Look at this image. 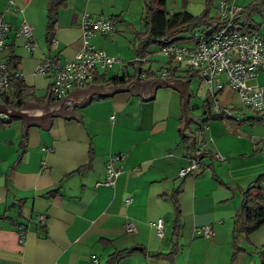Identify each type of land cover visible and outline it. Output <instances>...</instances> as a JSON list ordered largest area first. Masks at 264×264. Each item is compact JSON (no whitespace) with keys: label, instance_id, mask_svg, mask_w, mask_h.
Here are the masks:
<instances>
[{"label":"crops","instance_id":"obj_1","mask_svg":"<svg viewBox=\"0 0 264 264\" xmlns=\"http://www.w3.org/2000/svg\"><path fill=\"white\" fill-rule=\"evenodd\" d=\"M218 1L213 0L211 14H216ZM228 1L245 6L254 0ZM146 2L62 0L50 35L56 41L52 49L46 35L50 0H0V17L10 25L0 56L6 59L11 44L17 56L13 71L36 97L26 100L44 103L42 96L51 80L37 71L44 57L57 54L69 59L81 49L83 15L110 17L115 20L114 30L110 34L96 31L89 42L116 58L115 62L75 86H114L93 80L101 73L104 79L125 74L129 78L125 83L135 74L138 80L185 79L189 92L185 110L191 117L185 128L194 135L192 149H199L197 168L178 174L190 163L192 135L181 133V94L170 86H156L154 97L146 100L128 90L92 94L85 104L72 106L81 123L55 114L46 129L27 124L24 134L22 118L10 122L0 118V264H103L108 254L124 248L133 251L117 264H264L259 254L264 249V223L247 236L239 234L238 249L233 244L234 215L242 192L264 170V117L225 86L218 102L234 117L223 115L205 122L202 106L207 90L202 100L191 102L196 92L187 75L193 71L170 65L159 50L160 43L137 51L138 34L146 30ZM205 3L165 0V8L169 13L194 15ZM22 20L31 27L29 41L17 34ZM252 20L264 36V2L253 11ZM172 38L176 41L179 36ZM142 55L144 61H138ZM145 70L153 73L146 75ZM251 82L264 85V71ZM53 99L48 94L47 103ZM199 126L205 127L199 131ZM113 154L122 156L114 161L121 167L114 183L96 184L104 180L105 165ZM262 185L264 190V181ZM172 194L179 207L181 232L176 252L167 261L153 254L166 253L172 244ZM158 217L163 219L162 236L151 225ZM201 225H210L213 234L195 233ZM129 227L133 230L127 231Z\"/></svg>","mask_w":264,"mask_h":264},{"label":"built area","instance_id":"obj_2","mask_svg":"<svg viewBox=\"0 0 264 264\" xmlns=\"http://www.w3.org/2000/svg\"><path fill=\"white\" fill-rule=\"evenodd\" d=\"M243 5L228 0H219L216 5V13L224 21V26L212 33L194 32L191 34V42L170 40L166 43L161 38L159 50L168 56L171 65H181L197 73L206 86L211 99V111L221 113L226 117H234L230 109L222 107L218 102V91L229 86L237 91L241 102L255 111L260 117H264V85L252 83L256 74L264 71V36L258 28L248 32H241L231 27V19L240 11ZM115 20L110 17H92L83 15L80 22L82 47L69 59H61L57 54L44 57L37 66V71L51 78L48 86L49 96L58 99L63 97L69 89L75 85L89 81L93 73L105 70L112 66L116 58L103 50L90 44L89 38L96 32L110 34L114 30ZM10 28L7 21L0 17V50L5 48L6 31ZM17 34L24 36L28 41L31 37V27L22 20L19 23ZM56 41L51 38L50 47L55 49ZM29 47V46H27ZM1 52V51H0ZM144 57L137 58L144 61ZM11 73L0 56V101L6 94L12 81ZM14 75L17 76L16 73ZM224 75L221 80L220 76ZM20 96H23L21 92ZM205 125V124H204ZM205 126H199V131ZM195 155L189 158L188 166L179 169L178 174H186L194 171L198 164L199 149L194 150ZM217 158H221L218 153ZM121 154H113L105 165L104 180L96 184L112 185L119 174L121 167L114 161L121 158ZM39 221H44L42 215ZM157 236L163 234V219L158 217L151 222ZM130 227L127 231H132ZM195 233L202 237L213 234L210 225H201L195 228ZM96 263V260H93Z\"/></svg>","mask_w":264,"mask_h":264},{"label":"trees","instance_id":"obj_3","mask_svg":"<svg viewBox=\"0 0 264 264\" xmlns=\"http://www.w3.org/2000/svg\"><path fill=\"white\" fill-rule=\"evenodd\" d=\"M263 2L264 0H254L248 3L247 5L243 6V10L237 13L231 19L232 29L241 32H248L256 28V24L252 20V14L256 7L262 5ZM61 3L62 0H50V6L48 8L47 14L46 34L49 38V44L52 38L50 37L52 27L54 26L56 20V7ZM212 3L213 0H206L203 10L199 14L191 15L187 11L169 13L165 8V0H147L145 14L143 16V20L146 24V30L138 34L140 43L137 47V51H142L145 46H148L150 43L153 42H157L159 44L160 42H162L161 38H164V40H166V43H168L170 40H175V38H172L173 35L179 36V39H176V41H180L185 39H191V34L194 32H207L206 34H209L222 28L225 24L222 18L219 17L217 13H210ZM7 48H10V53L8 54L6 59L3 60L6 63L8 69L10 71H13L16 68L17 56L12 53L13 48L11 44L7 45ZM138 65H140V63H138ZM139 69L142 70V68L140 67ZM142 72H144L146 75L153 73L152 71L151 73L150 71L147 72L146 70ZM14 73V71L13 73H11L12 81L6 94L1 99V103L8 104V106H11L12 108H18L23 103V101H21L19 97H21L22 99L36 97L32 95L31 91L26 89L25 85H23L20 78L14 75ZM192 75H197V73L191 72L187 75V79H189ZM128 79V76L125 74H122L120 76L114 75L108 77L107 79H104V74L101 73V75L95 76L93 80L96 82H101L105 80L108 83L119 85L120 83H125ZM222 89H220L218 93ZM21 92H23V96H20ZM46 95H43L42 99H44ZM210 104L211 99L207 93V96L204 98L202 106V114L206 116L205 122L208 121V118H218L219 116L223 117L221 113H213L211 111ZM0 118L3 122H10L16 119L17 116H0ZM24 136H26V134ZM263 181L264 170L260 174H258L257 177H255L254 180L247 187H245L242 192L239 209L234 215L233 244L235 245V249H238V246L235 244V240L239 234L247 236L250 232H252L258 226L264 223V190L262 188ZM50 191L54 192L56 191V189H52ZM172 199L175 206V217L170 236V242L172 243L171 247L166 253L156 252L153 254L154 256L163 258L167 261H171L176 252L179 243L178 239L181 232L180 213L179 207L177 203H175V194H172ZM132 251L133 250L130 248L115 250L108 254V257L106 258L103 264H117L122 258L129 255ZM259 254L261 257H264V249H261Z\"/></svg>","mask_w":264,"mask_h":264},{"label":"water","instance_id":"obj_4","mask_svg":"<svg viewBox=\"0 0 264 264\" xmlns=\"http://www.w3.org/2000/svg\"><path fill=\"white\" fill-rule=\"evenodd\" d=\"M185 79L172 78V77H149L147 79L138 80V74H135V77L129 80L127 83L114 86H101V83L98 84H89L87 87L75 86L68 93H66L59 100H52L51 103L48 102V92L46 98L44 99L43 104H38L32 100L21 99L23 104L18 108H12L8 104L0 103V113L5 114L6 116H17L22 118V131L25 133V128L27 124H37L41 125V128L46 129L51 122V115H61L67 117H73L76 120H81L76 113L73 111V104L81 106L89 101L90 95L92 94H105L111 95L116 91L128 90L130 94L140 95V100H146L148 98L154 97V91L156 86H170L177 89L181 94V108H182V117L183 123L181 127V133L184 136L192 135L189 140V154L193 157L195 155L194 150L192 149V138L193 134H189L186 131L185 125L188 118H191L187 115L185 110V102L188 97V90L185 87ZM136 248V247H134Z\"/></svg>","mask_w":264,"mask_h":264},{"label":"rangeland","instance_id":"obj_5","mask_svg":"<svg viewBox=\"0 0 264 264\" xmlns=\"http://www.w3.org/2000/svg\"><path fill=\"white\" fill-rule=\"evenodd\" d=\"M10 30V28L7 30V31H9ZM7 31H6V33H7ZM6 45H4V47H5ZM168 57V56H167ZM167 57H166V60H168L167 59ZM181 68L182 69H186V65L184 64V63H182L181 64ZM224 77V75H221V78H223ZM191 80H192V84H193V87H194V89H195V92H196V94H194L193 96H192V98H191V102L192 103H194L195 102V100L196 99H198V101L199 100H202L203 99V97H204V95H205V91H206V86H205V84L202 82V80L200 79V77H198L197 75H192L191 76ZM45 93V91L44 92H42L41 94H44ZM45 95V94H44ZM197 95V96H196ZM195 97V98H194ZM199 97V98H198ZM62 98V97H61ZM61 98H58L57 100H59V99H61ZM55 99V98H54ZM246 109H248V108H246ZM225 117V116H224ZM226 118V117H225ZM195 120V122H196V118L194 119ZM192 123L191 124V126H192V128L194 129L195 128V126H196V123ZM209 122V121H208Z\"/></svg>","mask_w":264,"mask_h":264},{"label":"clouds","instance_id":"obj_6","mask_svg":"<svg viewBox=\"0 0 264 264\" xmlns=\"http://www.w3.org/2000/svg\"><path fill=\"white\" fill-rule=\"evenodd\" d=\"M0 103H1V101H0ZM0 115H2L3 117H6V115H5V114H3V113H0Z\"/></svg>","mask_w":264,"mask_h":264}]
</instances>
